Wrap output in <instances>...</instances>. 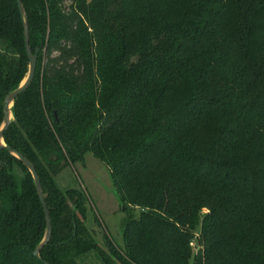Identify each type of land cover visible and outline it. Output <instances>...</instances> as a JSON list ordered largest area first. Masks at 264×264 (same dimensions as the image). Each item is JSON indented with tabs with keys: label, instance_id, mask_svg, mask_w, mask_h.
Segmentation results:
<instances>
[{
	"label": "trees",
	"instance_id": "16d2710c",
	"mask_svg": "<svg viewBox=\"0 0 264 264\" xmlns=\"http://www.w3.org/2000/svg\"><path fill=\"white\" fill-rule=\"evenodd\" d=\"M22 3L40 55L3 139L40 177L52 238L36 258L43 206L0 148V264H264V0ZM29 67L18 4L0 0V128ZM88 154L139 211L124 247L98 243L86 194L58 184Z\"/></svg>",
	"mask_w": 264,
	"mask_h": 264
},
{
	"label": "rangeland",
	"instance_id": "374dc122",
	"mask_svg": "<svg viewBox=\"0 0 264 264\" xmlns=\"http://www.w3.org/2000/svg\"><path fill=\"white\" fill-rule=\"evenodd\" d=\"M70 4V1H68ZM62 189L82 190L88 198L87 226L96 233L98 243L108 235L119 247H124L123 225L129 215L137 217L138 210H125L113 186L109 167L88 154L84 164H76L65 169L58 176ZM204 213H207L205 210ZM195 253L198 249L195 244Z\"/></svg>",
	"mask_w": 264,
	"mask_h": 264
},
{
	"label": "water",
	"instance_id": "95a60500",
	"mask_svg": "<svg viewBox=\"0 0 264 264\" xmlns=\"http://www.w3.org/2000/svg\"><path fill=\"white\" fill-rule=\"evenodd\" d=\"M16 2L18 4L19 12H20L21 17L23 19L25 44H26L27 54H28V57L30 60V67H29L28 76L24 80V82L21 84V86L17 90L9 93L7 95V97L5 98L4 110H3V114H4L3 124L0 128V148L7 149L16 158H18L24 164V166L30 171V173L33 176L34 183L36 186V190H37L38 196L40 198L41 204L43 206V210H44L46 220H47V231H46L45 238H44L43 242L36 248V250L34 252L35 257L38 258L39 260H42L41 259V251L49 244V242L52 238V221H51V215H50L49 209H48L46 201H45V196H44V192L42 189L40 177H39L35 167L33 166V164L29 160H27L22 154L14 151L10 147H7V145L5 144V141L3 139L5 132L9 129L12 122L14 121L13 108H14V104H15L16 99L20 95H22L31 86L32 82L34 81L36 70H37L38 59H39V55H40V49L39 48H37L35 50V52L33 53L31 50V47H30L29 24H28L27 14H26L25 8L23 6L22 0H16ZM44 264H48V263L44 262Z\"/></svg>",
	"mask_w": 264,
	"mask_h": 264
},
{
	"label": "built area",
	"instance_id": "2783aa9c",
	"mask_svg": "<svg viewBox=\"0 0 264 264\" xmlns=\"http://www.w3.org/2000/svg\"><path fill=\"white\" fill-rule=\"evenodd\" d=\"M195 244H197V243H196V241L194 240V241L191 243V246H192V247H195Z\"/></svg>",
	"mask_w": 264,
	"mask_h": 264
}]
</instances>
